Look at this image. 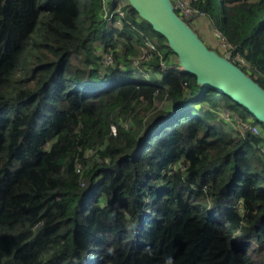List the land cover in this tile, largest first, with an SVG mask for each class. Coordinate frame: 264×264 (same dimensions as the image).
Here are the masks:
<instances>
[{"label":"trees","instance_id":"trees-1","mask_svg":"<svg viewBox=\"0 0 264 264\" xmlns=\"http://www.w3.org/2000/svg\"><path fill=\"white\" fill-rule=\"evenodd\" d=\"M190 1L264 88V0ZM125 2L0 0V264H264L261 123Z\"/></svg>","mask_w":264,"mask_h":264},{"label":"water","instance_id":"water-1","mask_svg":"<svg viewBox=\"0 0 264 264\" xmlns=\"http://www.w3.org/2000/svg\"><path fill=\"white\" fill-rule=\"evenodd\" d=\"M167 41L183 71L197 83L219 91L264 125V88L230 58L210 49L176 12L172 0H126Z\"/></svg>","mask_w":264,"mask_h":264},{"label":"rangeland","instance_id":"rangeland-1","mask_svg":"<svg viewBox=\"0 0 264 264\" xmlns=\"http://www.w3.org/2000/svg\"><path fill=\"white\" fill-rule=\"evenodd\" d=\"M105 3L106 9L108 8V3L109 0H102ZM176 1V0H174ZM117 5H115L114 9L119 10L120 13H124V8L126 6V2L125 0H116ZM108 10V9H107ZM197 17H193V18H189V22H190V26L198 33V35L200 36V38L204 41V43L212 50L216 51L219 55L225 56L230 58V60H232L233 62L236 61L238 58L237 57H233L232 56V52L229 51V47L227 45L224 44L223 39L220 35V33H218L211 25V23L209 22L208 18L200 15V14H196ZM144 52L141 53V55L139 57H132L131 60L134 61L133 65L138 64L141 60H144ZM174 62H179L177 56L173 57ZM238 61H240L241 63H243V61L241 59H238ZM103 63L106 64L103 60ZM172 67L176 68L177 66L173 65ZM180 69L182 70L183 68L180 67ZM159 104H162L159 102ZM229 112V111H228ZM232 112V111H230ZM252 116V115H251ZM253 119V116L251 117ZM261 126L263 127L264 130V125L261 124ZM233 130H231L232 134H238V132H244L243 129L237 124L236 127L232 126ZM236 129V130H235ZM264 132V131H263ZM261 133V129L260 132Z\"/></svg>","mask_w":264,"mask_h":264},{"label":"built area","instance_id":"built-area-1","mask_svg":"<svg viewBox=\"0 0 264 264\" xmlns=\"http://www.w3.org/2000/svg\"><path fill=\"white\" fill-rule=\"evenodd\" d=\"M172 1L174 3L176 12H178L183 19L193 18L194 16L197 17L196 14L197 15L199 14L198 11L194 9L193 6L191 5L190 0H176V1L172 0ZM116 13L119 15L122 14L120 13L119 10ZM112 18H113V14L107 17V19L111 21H112ZM104 62L106 64H110L111 59L106 58L104 59ZM228 111L229 110L221 111L219 113L220 119H222L225 122H228L231 126H234V127H236V125L238 124L243 129L244 132L250 131L253 134H259L260 129L258 126H254L251 121L246 120L240 114H236L234 112H230V111L228 112Z\"/></svg>","mask_w":264,"mask_h":264},{"label":"clouds","instance_id":"clouds-1","mask_svg":"<svg viewBox=\"0 0 264 264\" xmlns=\"http://www.w3.org/2000/svg\"><path fill=\"white\" fill-rule=\"evenodd\" d=\"M166 264H173V259L171 256H168L166 259Z\"/></svg>","mask_w":264,"mask_h":264}]
</instances>
